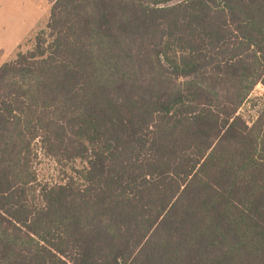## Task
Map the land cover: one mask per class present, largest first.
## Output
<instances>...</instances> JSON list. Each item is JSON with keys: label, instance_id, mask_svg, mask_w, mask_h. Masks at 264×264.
<instances>
[{"label": "trees", "instance_id": "16d2710c", "mask_svg": "<svg viewBox=\"0 0 264 264\" xmlns=\"http://www.w3.org/2000/svg\"><path fill=\"white\" fill-rule=\"evenodd\" d=\"M257 86L264 0H55L0 67V264H264Z\"/></svg>", "mask_w": 264, "mask_h": 264}, {"label": "rangeland", "instance_id": "374dc122", "mask_svg": "<svg viewBox=\"0 0 264 264\" xmlns=\"http://www.w3.org/2000/svg\"><path fill=\"white\" fill-rule=\"evenodd\" d=\"M53 1L0 0V67L33 49L36 35L49 21ZM253 97L264 99V88L257 86ZM37 172L39 179L48 183L58 176L53 161L42 156Z\"/></svg>", "mask_w": 264, "mask_h": 264}, {"label": "crops", "instance_id": "0c3cea01", "mask_svg": "<svg viewBox=\"0 0 264 264\" xmlns=\"http://www.w3.org/2000/svg\"><path fill=\"white\" fill-rule=\"evenodd\" d=\"M55 1V0H54ZM54 1H53V3H54Z\"/></svg>", "mask_w": 264, "mask_h": 264}]
</instances>
